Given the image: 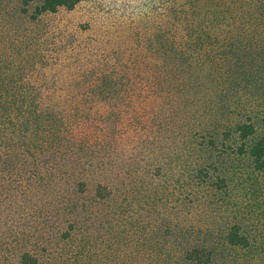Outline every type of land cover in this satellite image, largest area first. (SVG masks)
<instances>
[{
	"label": "trees",
	"instance_id": "16d2710c",
	"mask_svg": "<svg viewBox=\"0 0 264 264\" xmlns=\"http://www.w3.org/2000/svg\"><path fill=\"white\" fill-rule=\"evenodd\" d=\"M87 1L19 0L0 15V264H41L22 229L31 224L35 197L58 192L62 202L65 184L74 198L88 194L80 177L104 163L101 154L122 122L171 119L180 97L197 113L190 93L204 89L205 77L230 94L224 102L232 94L245 109L264 106V0H151L125 14L100 0L84 22L62 20ZM42 21L43 28L30 29ZM161 105L174 108L164 112ZM216 113L211 118L220 119ZM255 118L236 121L234 132L239 153L264 172V135L246 147L256 136ZM104 179L93 193L107 203L117 186ZM225 183L222 178L219 186ZM76 201L61 211L69 216L59 232L65 240L77 231L79 214L88 212ZM108 213L109 225L103 215L97 221L115 234L114 247L126 241L122 214H100ZM228 242L249 247L239 226ZM147 254L157 264L213 260L206 245Z\"/></svg>",
	"mask_w": 264,
	"mask_h": 264
},
{
	"label": "rangeland",
	"instance_id": "374dc122",
	"mask_svg": "<svg viewBox=\"0 0 264 264\" xmlns=\"http://www.w3.org/2000/svg\"><path fill=\"white\" fill-rule=\"evenodd\" d=\"M18 1L0 0V15L14 11ZM99 1L88 0L62 20L84 22ZM102 1L125 14L140 10L151 0ZM46 22L30 29L40 30ZM199 83L204 89L190 93L194 102L198 100L190 106L197 113L180 97L176 103L179 112L173 113L171 119L122 122L106 155L101 154L104 163L87 167L83 171L86 175L80 177L88 183V194L74 198L65 184L62 202L56 196L58 192L35 197L31 224L22 229L28 233L24 240L29 242L32 253L40 256L41 264H157L147 251L167 248L177 253L181 245L210 247V264H264V172L254 168L248 154L239 153L241 142L234 132L239 123L236 121L250 115L256 117V136L247 142L248 149L257 137L264 135V106L245 109L246 104L237 102L232 94L224 102L230 94L221 92L218 80L205 77ZM161 107L167 112L174 105ZM213 111L220 119L211 118ZM182 113L188 115L186 119H180ZM224 117L230 120L226 122ZM104 178L117 186L107 203L93 193L96 183ZM222 178L226 183L219 186ZM75 201L87 207L88 212L79 214L77 231L65 240L59 232L68 226L69 216L61 211ZM109 209L122 214L126 238L114 247L109 242H117L115 234L109 235L108 229L97 221L103 215L109 225L105 220L111 219V214H100ZM234 226H239L241 234L248 238L249 247L228 242Z\"/></svg>",
	"mask_w": 264,
	"mask_h": 264
}]
</instances>
